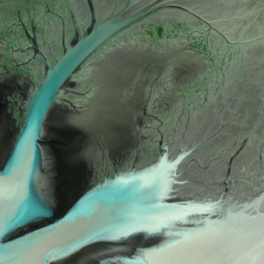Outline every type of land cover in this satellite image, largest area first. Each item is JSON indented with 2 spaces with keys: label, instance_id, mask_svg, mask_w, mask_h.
Masks as SVG:
<instances>
[{
  "label": "water",
  "instance_id": "obj_1",
  "mask_svg": "<svg viewBox=\"0 0 264 264\" xmlns=\"http://www.w3.org/2000/svg\"><path fill=\"white\" fill-rule=\"evenodd\" d=\"M0 264H264V0H0Z\"/></svg>",
  "mask_w": 264,
  "mask_h": 264
}]
</instances>
